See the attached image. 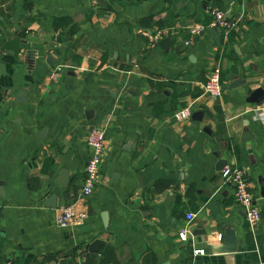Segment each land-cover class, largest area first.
<instances>
[{
  "label": "crops",
  "instance_id": "crops-1",
  "mask_svg": "<svg viewBox=\"0 0 264 264\" xmlns=\"http://www.w3.org/2000/svg\"><path fill=\"white\" fill-rule=\"evenodd\" d=\"M214 9L236 27L211 28ZM259 89L264 0H0V264H264V100L247 103ZM95 126L104 155L83 198ZM221 161L246 171L255 234ZM71 205L84 224L58 227Z\"/></svg>",
  "mask_w": 264,
  "mask_h": 264
},
{
  "label": "built area",
  "instance_id": "built-area-1",
  "mask_svg": "<svg viewBox=\"0 0 264 264\" xmlns=\"http://www.w3.org/2000/svg\"><path fill=\"white\" fill-rule=\"evenodd\" d=\"M210 13L212 17V22L210 24L211 28H217L227 33L236 27L234 22L226 18L223 11L214 9ZM206 28V26L200 24L190 28L188 30V40L184 42L185 46H189L192 40L204 33ZM202 90L203 94L211 100L221 98L222 86L220 70L218 68L210 72ZM253 111L264 131V104L256 105ZM191 112V107H186L176 111L173 118L178 122L187 121L191 117ZM104 141L105 131L100 126L92 127L89 130L87 145L91 148L92 153L85 165V175L81 194L83 198H87L92 194L94 184L99 177L104 155ZM221 177L231 187L235 206L242 211L250 232L255 234L260 222V211L254 204L246 171L236 165L228 164L223 168ZM86 218L87 214L85 212L78 211L71 205L58 208L55 221L58 227L69 228L82 226ZM188 219L191 220L192 216H189ZM194 253L203 254L204 251L196 250Z\"/></svg>",
  "mask_w": 264,
  "mask_h": 264
},
{
  "label": "water",
  "instance_id": "water-1",
  "mask_svg": "<svg viewBox=\"0 0 264 264\" xmlns=\"http://www.w3.org/2000/svg\"><path fill=\"white\" fill-rule=\"evenodd\" d=\"M263 100H264V91L261 90V89H259V90H256L255 92H253L251 94L250 98H248V100H247V103L253 105V104L260 103ZM41 134H43V133L40 132V133L37 134L38 135V138L41 137ZM226 163H227L226 161H221L218 166L220 167V169L223 170V168L225 167ZM66 173L67 172L65 171V172H63L60 175L62 180L65 179ZM58 183L61 184V185H64L65 184V182H63V181L58 182ZM259 185H260V189H261V196L264 197V181L259 180ZM49 202H50V206L51 207H53V208L56 207L55 198L54 197L49 198ZM104 227L106 228L107 225L104 224ZM101 245H102V241L95 240L92 243V245L90 246V249H89L90 252L91 253H97L98 252V249H99V246H101ZM223 249H229V250L224 251L226 253H231V252H234L235 251L233 248H228V247H225V248L218 247V248H214V250H213V248L208 247V250H213L216 254L224 253L223 252Z\"/></svg>",
  "mask_w": 264,
  "mask_h": 264
}]
</instances>
